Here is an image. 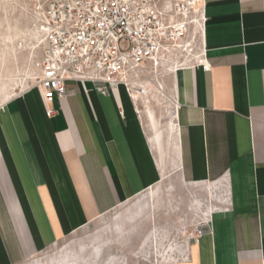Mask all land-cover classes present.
Here are the masks:
<instances>
[{"label":"crops","instance_id":"obj_1","mask_svg":"<svg viewBox=\"0 0 264 264\" xmlns=\"http://www.w3.org/2000/svg\"><path fill=\"white\" fill-rule=\"evenodd\" d=\"M206 16L201 57L157 82H74L54 100L37 86L0 107V264H264V0H207ZM155 93L172 108L165 125L148 110ZM173 186L219 194L189 258L153 250L181 227L127 230L150 209H121Z\"/></svg>","mask_w":264,"mask_h":264},{"label":"built area","instance_id":"obj_2","mask_svg":"<svg viewBox=\"0 0 264 264\" xmlns=\"http://www.w3.org/2000/svg\"><path fill=\"white\" fill-rule=\"evenodd\" d=\"M206 6L207 0H37L47 41L38 82L44 99L66 97L74 82L86 91L92 82L101 93L119 85L129 92L127 75L136 69L183 67L193 52L199 59ZM46 113L52 117L55 109ZM207 227L191 233L182 258Z\"/></svg>","mask_w":264,"mask_h":264},{"label":"rangeland","instance_id":"obj_3","mask_svg":"<svg viewBox=\"0 0 264 264\" xmlns=\"http://www.w3.org/2000/svg\"><path fill=\"white\" fill-rule=\"evenodd\" d=\"M36 1L0 0V107L2 109L9 100L19 98L38 86L44 48L36 47L33 36L37 26V16L34 12ZM148 68L150 71H144L142 79L148 78L149 73H152L151 67ZM165 68L160 67L162 70ZM151 78L154 79V77ZM138 103H141L140 98ZM148 110L154 113L161 125H165L168 122L167 114L172 111V108L167 97L155 93ZM170 181L171 179L165 177V182L162 183L163 193L168 192L167 186ZM156 187L159 188L160 183L155 185ZM169 191L171 196L161 200L152 199L144 204L143 200L135 199L121 206V209H142L145 206L150 209L147 215H144L143 211L141 215L126 221L127 230L142 224H146L144 226L146 230L158 231V233L170 224L182 228L183 232H179L171 242L153 249L157 257L163 253L169 256H180L186 249L191 233L196 227L206 225L209 213L221 205L217 191L208 195L193 186L185 188L173 186ZM110 221L111 216H107L96 221V224L104 225ZM144 234L145 231H141L134 236L133 241L136 244L130 245V250L137 248Z\"/></svg>","mask_w":264,"mask_h":264},{"label":"bare ground","instance_id":"obj_4","mask_svg":"<svg viewBox=\"0 0 264 264\" xmlns=\"http://www.w3.org/2000/svg\"><path fill=\"white\" fill-rule=\"evenodd\" d=\"M37 26H36V28H35V31H34V39H35V42H36V47L37 48H44L45 47V45H46V35H45V32H44V30H45V24L42 22V20H41V18H37V24H36ZM34 46V45H33ZM191 55V54H190ZM189 55H187V57H188ZM147 69V68H146ZM151 69H152V73H151V75L155 78V80H152L150 77H148V79H142V78H134V76H132V75H136L138 72H140V73H143L144 72V69H136L135 71H133L131 74L129 73V75H127V77H129L130 76V78H128L129 79V81H130V83L129 84H131V83H142V82H144V81H149V82H157L156 80H158L157 79V76L159 75V74H161V72L162 71H171V70H169L167 67L165 68V69H160V67L157 65V67H155V66H152L151 67ZM148 71H150V68H148ZM152 85V84H151ZM138 86V85H137ZM134 88V87H133ZM138 90V89H137ZM136 90V91H137ZM139 91L141 92V93H143V95L144 94H146V95H149L150 94V91H149V89L148 88H144V87H139ZM137 93V92H136ZM152 95V94H151ZM148 98H149V96H147ZM154 97V96H153ZM136 103L138 104V105H140V103H138V98H136ZM149 117H151V116H149ZM153 118V117H152ZM153 121V120H152ZM156 132V131H155ZM152 140V139H151ZM153 141V140H152ZM156 149V148H155ZM159 191H160V189L159 188H155V186L153 187V188H151L150 189V191H149V194L150 195H152L153 197H155V196H159Z\"/></svg>","mask_w":264,"mask_h":264}]
</instances>
